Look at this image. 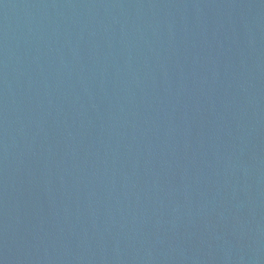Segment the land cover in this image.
Wrapping results in <instances>:
<instances>
[{
    "label": "water",
    "instance_id": "1",
    "mask_svg": "<svg viewBox=\"0 0 264 264\" xmlns=\"http://www.w3.org/2000/svg\"><path fill=\"white\" fill-rule=\"evenodd\" d=\"M0 264H264V0H0Z\"/></svg>",
    "mask_w": 264,
    "mask_h": 264
}]
</instances>
